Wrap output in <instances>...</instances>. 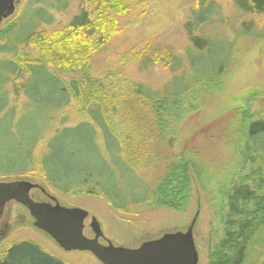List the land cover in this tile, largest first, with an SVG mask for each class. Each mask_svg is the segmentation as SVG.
Instances as JSON below:
<instances>
[{
	"label": "trees",
	"instance_id": "obj_1",
	"mask_svg": "<svg viewBox=\"0 0 264 264\" xmlns=\"http://www.w3.org/2000/svg\"><path fill=\"white\" fill-rule=\"evenodd\" d=\"M34 1L53 2L56 11L68 7L64 0ZM229 1L244 14L264 15V0ZM133 2L80 0L78 12L68 23L52 29L43 28L51 25L53 16L40 8L28 11L0 31V180L40 178L56 194L103 198L120 213L130 202L187 212L193 193L187 157L179 156L151 191L135 171L139 154L136 134L144 131L147 118L148 129H152L151 124L168 128L171 120L181 121L200 110L197 101H201L203 91L222 89L235 41H220L200 33L202 26L218 16L216 0H197L191 20L184 25L189 40L185 53L188 76L175 77L161 90L135 86L132 104L143 116L139 120L127 119L128 140L122 141L115 134L104 105L93 92L84 102L89 122L56 128L69 121L60 115L73 101L82 99L86 85L77 80L67 83L59 73H85L92 57L119 36V21L131 17ZM255 29L253 22L242 23L236 32L240 37L257 36ZM145 49L139 61L146 65L161 66L172 74L184 68L183 57L169 49ZM259 98L258 92H252L244 105H236L237 146L232 165L213 175L205 170L201 177L197 173L198 178H210L206 189L218 183L220 211L226 212L221 218L222 235L209 248L208 264H264V109H254ZM21 106L25 114H20ZM99 132L106 154L98 144ZM239 154H244L243 160ZM139 187L143 197L128 198L126 192H140ZM0 264L67 263L39 243L25 239L1 251Z\"/></svg>",
	"mask_w": 264,
	"mask_h": 264
},
{
	"label": "rangeland",
	"instance_id": "obj_2",
	"mask_svg": "<svg viewBox=\"0 0 264 264\" xmlns=\"http://www.w3.org/2000/svg\"><path fill=\"white\" fill-rule=\"evenodd\" d=\"M64 2H67V9L56 11L54 3L50 1L42 4L34 0H17L14 15L4 20L0 31L9 22L25 16L28 11L33 13L40 8L53 16L51 25L43 28L64 26L78 12L80 0ZM195 2L197 0H135L132 3L131 17L119 21V36L109 47L92 57L85 73H59V77L67 83L77 80L85 82L86 85L83 87L85 95L82 99L73 101L60 115V118L68 117L69 121L65 125L58 124L56 128L79 126L81 122H89L84 102L89 100L90 93L93 92L94 98L104 105L106 118L115 134L122 141L128 140L130 125L127 119L139 120L138 117L143 116L138 106L132 104L135 86L141 84L152 90H161L175 77L182 78V74H186L185 78L188 76L185 53L189 40L184 25L191 20ZM216 2L218 16L202 26L200 33L220 41H235L230 69L222 80V89L219 92L207 89L203 91L201 101H197L200 110L188 114L181 121L171 120L168 128H161L150 122L149 127L152 129H148L147 122L150 120L147 118L144 131L136 134L139 139V154L135 171L151 191L160 184L167 168L179 156L187 157L193 184L192 199L187 212L138 206L130 202L123 207L124 213H120L111 208L103 198L56 194L40 178H4L0 182L29 181L41 186L61 206L88 211L92 218L85 235L94 238L92 228L99 224L105 239L118 248L137 249L143 243L160 239L165 234L186 233L197 218L194 238L199 264H208L209 248L217 244L222 235L221 218L226 212L220 211L218 183L206 189L207 179L210 178H198L197 173L201 177L205 170L213 175L232 165L234 149L237 146V129L234 125L238 113L236 105H244V99L249 93L258 92L260 98L254 109H264V15L244 14L229 0ZM86 9L91 11L89 5ZM250 22L257 25L254 32L259 35L240 37L236 30L242 23ZM149 46L159 51L169 49L182 56L185 60L183 71L172 74L161 66L146 65L139 61L141 53ZM24 100L26 104L29 103L26 95ZM19 109L20 114L26 113L23 106ZM98 134V144L106 154L104 140L101 133ZM47 141L48 139L43 144H47ZM240 157L243 160L244 154ZM211 179L221 181L223 178ZM130 193L126 192L130 199L143 197L141 188L140 192ZM31 197L37 202L55 205L53 200L39 190L33 191ZM34 223L25 207L10 203L0 222V252L12 242L27 239L39 243L50 254L67 264H101L90 253L63 251L52 238L38 230ZM100 243L107 245L104 240H100Z\"/></svg>",
	"mask_w": 264,
	"mask_h": 264
},
{
	"label": "water",
	"instance_id": "obj_3",
	"mask_svg": "<svg viewBox=\"0 0 264 264\" xmlns=\"http://www.w3.org/2000/svg\"><path fill=\"white\" fill-rule=\"evenodd\" d=\"M17 0H0V27L4 20L14 15ZM46 190L29 181L0 182V221L10 203L25 207L34 219V226L47 234L65 252L90 253L101 264H199L194 228L197 218L186 233H169L157 240L143 243L137 249L115 247L105 239L99 224L92 228L94 238L85 230L92 218L81 208L61 206L56 198L49 197L55 205L34 201L31 193ZM105 239L107 245L100 244Z\"/></svg>",
	"mask_w": 264,
	"mask_h": 264
},
{
	"label": "flooded vegetation",
	"instance_id": "obj_4",
	"mask_svg": "<svg viewBox=\"0 0 264 264\" xmlns=\"http://www.w3.org/2000/svg\"><path fill=\"white\" fill-rule=\"evenodd\" d=\"M48 197V196H47ZM33 199V198H32ZM34 200V199H33ZM35 201V200H34ZM4 216V215H3ZM2 219H3V217H2ZM2 219H1V221H2ZM0 221V222H1ZM100 240H104L106 243H107V241L105 240V239H100ZM101 244V243H100Z\"/></svg>",
	"mask_w": 264,
	"mask_h": 264
}]
</instances>
